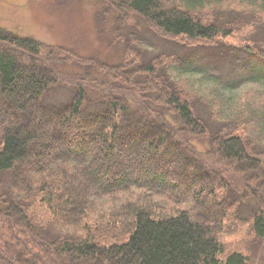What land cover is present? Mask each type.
I'll return each instance as SVG.
<instances>
[{
	"label": "trees",
	"instance_id": "1",
	"mask_svg": "<svg viewBox=\"0 0 264 264\" xmlns=\"http://www.w3.org/2000/svg\"><path fill=\"white\" fill-rule=\"evenodd\" d=\"M99 1L117 13L123 64L0 29V264H250L245 242L264 240V112L213 125L182 75L198 71L191 55L149 57L125 27L135 17L182 47L243 52L257 64L233 71L256 81L264 0ZM60 86L65 105L49 99ZM242 227L241 245L224 240Z\"/></svg>",
	"mask_w": 264,
	"mask_h": 264
},
{
	"label": "rangeland",
	"instance_id": "2",
	"mask_svg": "<svg viewBox=\"0 0 264 264\" xmlns=\"http://www.w3.org/2000/svg\"><path fill=\"white\" fill-rule=\"evenodd\" d=\"M219 7L224 11H239L246 6L223 0ZM116 18L117 13L99 0H0V29L48 45L66 47L84 58H96L111 66L123 64L125 60L124 43L121 41L120 45H113L117 34ZM125 31L140 38L141 47L149 57L163 51L187 52L191 55L194 60L187 63L196 65L198 71L188 73L182 69L186 71L182 75L191 76L195 87L200 88V106L208 111L206 117L213 125L231 118L244 124L247 120L254 122L258 116H263L264 61L258 62L257 66L258 70L263 71L262 79L242 80V76L248 74L240 71L242 67H239V71H233V67H238L234 59L242 57L251 61L254 67L257 64L256 59L243 52L228 53L224 45L203 48L200 52L182 47L176 42L158 38L135 17L126 24ZM227 42L236 45L238 40L228 39ZM72 96L71 89L60 86L50 92L49 99L56 105H65ZM233 187L236 190L232 197L243 194V187L237 181ZM242 207L241 211H248L250 206ZM247 238L248 228L242 227L239 234L226 236L224 240L232 246H239L241 239ZM245 243L250 264H264V240L249 239Z\"/></svg>",
	"mask_w": 264,
	"mask_h": 264
}]
</instances>
